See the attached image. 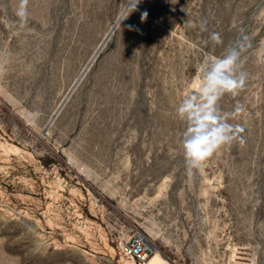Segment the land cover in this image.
Listing matches in <instances>:
<instances>
[{
  "label": "rangeland",
  "instance_id": "1",
  "mask_svg": "<svg viewBox=\"0 0 264 264\" xmlns=\"http://www.w3.org/2000/svg\"><path fill=\"white\" fill-rule=\"evenodd\" d=\"M19 4L0 0V264H264V0H28L24 27ZM240 29L245 85L218 105L245 143L189 173L177 108ZM139 235L147 263L123 253Z\"/></svg>",
  "mask_w": 264,
  "mask_h": 264
},
{
  "label": "clouds",
  "instance_id": "2",
  "mask_svg": "<svg viewBox=\"0 0 264 264\" xmlns=\"http://www.w3.org/2000/svg\"><path fill=\"white\" fill-rule=\"evenodd\" d=\"M138 2L139 0H128L131 4V7L127 6L131 9L129 14L135 10ZM27 4L28 0H20L17 10L21 27L27 24ZM146 16L145 12L142 19ZM189 27L195 25L190 23ZM201 28L204 30V24H201ZM209 38L216 45L223 43L219 33L212 32ZM248 42L249 37L240 29L235 44L227 48L222 56L207 55L193 77L190 90L177 108L179 118L187 122L181 146L189 173L199 168L223 145L231 144L234 140H238L240 144L245 143L241 135L244 128L228 122L230 117L235 118L241 114L243 107L238 104L234 112L222 113L218 101L224 94L236 95L244 87L247 74L240 70V57L250 47Z\"/></svg>",
  "mask_w": 264,
  "mask_h": 264
},
{
  "label": "built area",
  "instance_id": "3",
  "mask_svg": "<svg viewBox=\"0 0 264 264\" xmlns=\"http://www.w3.org/2000/svg\"><path fill=\"white\" fill-rule=\"evenodd\" d=\"M125 256L137 260L141 263H147L154 250L147 239L142 236H135L132 240L123 245Z\"/></svg>",
  "mask_w": 264,
  "mask_h": 264
},
{
  "label": "bare ground",
  "instance_id": "4",
  "mask_svg": "<svg viewBox=\"0 0 264 264\" xmlns=\"http://www.w3.org/2000/svg\"><path fill=\"white\" fill-rule=\"evenodd\" d=\"M140 1V0H139ZM141 1H143V3H145L147 6H149L150 5V3H151V0H141ZM119 23V21L116 23V25Z\"/></svg>",
  "mask_w": 264,
  "mask_h": 264
},
{
  "label": "water",
  "instance_id": "5",
  "mask_svg": "<svg viewBox=\"0 0 264 264\" xmlns=\"http://www.w3.org/2000/svg\"><path fill=\"white\" fill-rule=\"evenodd\" d=\"M128 7H131V4H129ZM128 10H129V8H127L125 12H127ZM124 14H123V16H124Z\"/></svg>",
  "mask_w": 264,
  "mask_h": 264
}]
</instances>
